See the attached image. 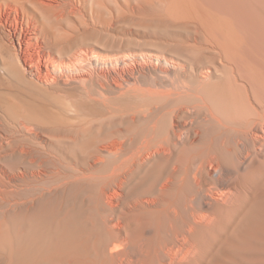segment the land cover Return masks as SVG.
Returning <instances> with one entry per match:
<instances>
[{"label": "bare ground", "instance_id": "obj_1", "mask_svg": "<svg viewBox=\"0 0 264 264\" xmlns=\"http://www.w3.org/2000/svg\"><path fill=\"white\" fill-rule=\"evenodd\" d=\"M0 264H264V0H0Z\"/></svg>", "mask_w": 264, "mask_h": 264}]
</instances>
